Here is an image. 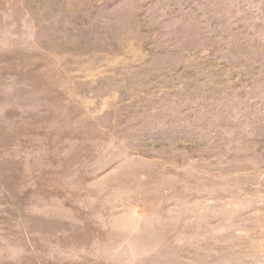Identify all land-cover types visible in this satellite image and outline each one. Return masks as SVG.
I'll list each match as a JSON object with an SVG mask.
<instances>
[{"label": "rangeland", "instance_id": "374dc122", "mask_svg": "<svg viewBox=\"0 0 264 264\" xmlns=\"http://www.w3.org/2000/svg\"><path fill=\"white\" fill-rule=\"evenodd\" d=\"M0 264H264V0H0Z\"/></svg>", "mask_w": 264, "mask_h": 264}]
</instances>
